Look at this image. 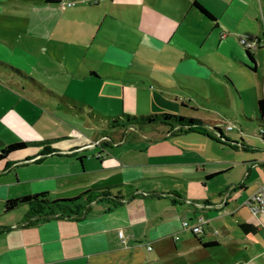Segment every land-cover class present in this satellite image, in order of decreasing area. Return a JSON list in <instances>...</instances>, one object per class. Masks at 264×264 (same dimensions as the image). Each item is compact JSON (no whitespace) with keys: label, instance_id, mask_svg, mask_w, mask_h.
<instances>
[{"label":"crops","instance_id":"1","mask_svg":"<svg viewBox=\"0 0 264 264\" xmlns=\"http://www.w3.org/2000/svg\"><path fill=\"white\" fill-rule=\"evenodd\" d=\"M110 1L118 6V15L134 27L137 40L130 54L134 61L124 59L121 50L114 48L107 51V61L120 68L142 63L150 72L135 68L121 78H107L91 71L90 77L104 80L108 99L126 102L135 90L137 98L149 95L160 106H178L181 102L182 107H188L190 102H197L199 108L215 111L235 108L244 121L256 123L264 142V124L257 119L258 102L264 99V0ZM196 1L215 21L194 6ZM5 3L14 0H0V4ZM243 38L253 45L243 44ZM11 67L0 59V69L9 71ZM24 73L18 75L36 83L38 87L33 89L38 95L59 109L84 119L87 126L120 129L124 134L114 142L100 143L102 149L96 155L99 165L87 170L92 178L85 182L79 176L87 173V155H81L77 142L44 148L39 155L36 151L52 141L45 140L46 145L24 152L30 153V159L13 161L23 150L0 163L6 164L0 170V264H264V213L255 215L247 205L264 185V161L261 169L257 163L247 166L243 180L245 169H235L237 164L209 172L203 169L204 174L193 185L185 176L191 169L186 166H199L205 160L200 151L186 144V137L238 149L212 136L213 127L226 122L203 119L210 122L205 128L211 135L199 130L171 133L169 126L161 125L111 129L103 121L116 115L86 103L79 105ZM41 114L0 86V150L33 131ZM253 115L254 119L247 117ZM62 134L53 141L70 137ZM85 147L86 152L93 146ZM76 156L74 163L71 158ZM233 169L236 176L227 177L224 191L207 186ZM161 179L187 185L181 192L176 185L164 190L140 184ZM22 182L29 184L31 192L18 187ZM99 187L109 188L108 197L90 203L79 218H50L25 225L27 207L8 213L4 210L11 198L41 192L55 195L52 199L70 198ZM17 210L22 211L15 213ZM199 219L201 233L183 226L185 220L198 223ZM243 224H251L255 230L247 231ZM251 231L256 236L248 234ZM210 243L216 245L206 246Z\"/></svg>","mask_w":264,"mask_h":264},{"label":"rangeland","instance_id":"2","mask_svg":"<svg viewBox=\"0 0 264 264\" xmlns=\"http://www.w3.org/2000/svg\"><path fill=\"white\" fill-rule=\"evenodd\" d=\"M44 2L47 0H14V3L0 4L1 60L23 70L24 74L36 81L49 84V87L56 89L79 105L89 104L105 114L120 116L122 114L171 113L226 122L219 127L222 134L215 133L212 136L232 146L235 145L238 147L236 150L231 146L217 145L216 142L202 140L203 138L195 140L192 137H186V144L194 146L191 150L200 151L205 159L199 166L184 165L186 168H191L185 175L186 178H191L189 181L191 185L198 182L197 178L202 177L203 169L209 172L217 167L237 164L235 169H245L241 180L247 174V166L257 163L256 165L261 169L260 163L264 161V142L259 132L260 129L255 122L244 121L240 115L236 114L235 108L215 111L210 108H199L200 105L197 102H190L188 107H182L181 102L178 106H160L155 105L153 98L150 99L149 95L144 94L137 98L138 94H135V90H132L126 102L122 98L108 99L102 86L104 80L90 77L91 71L107 78L108 76L121 78L125 76V73L135 72V68L150 72L149 67L142 63H131L129 67L120 68L107 61L106 55L109 48L121 50L124 59L134 61V58L130 57L137 40L134 27L118 15L120 10L116 4L113 5L110 0H99V3L97 0H61L57 6L46 5ZM68 2L74 4L68 6ZM7 70L10 72L0 69V86L19 95L24 103L29 102L35 111L42 113V118L33 128L34 130L13 143L52 140L46 147L36 151L41 155L48 147L54 148L60 144L77 142V146L82 147L79 151L81 155H87L84 161L85 171H87L96 169L99 165L96 155L102 149L100 143L114 142L121 139L124 134L120 129L110 131L90 127L89 124L87 126L84 119L72 116L59 109L54 102L42 94L38 95L33 89V87H38L36 83L17 73L13 74L10 69ZM247 117L254 119L255 115ZM227 125H232L233 130L228 128L227 130ZM200 131L211 135L206 128ZM62 133L70 137L64 141H53L63 136ZM86 145L93 147L85 152ZM27 150L18 153L20 155L17 154L18 156L13 161L30 159L31 157H28L30 153H24ZM77 157L71 160L75 163ZM243 162L249 163L244 164ZM5 166V163L0 164V170H3ZM77 166L82 173L80 164ZM235 169L221 178L210 181L207 186L217 188L215 190L219 192L224 191L227 187V177L236 176ZM81 175L79 177L83 178V182L92 178V172L89 171ZM140 184L159 186L165 188L164 190L170 185H176L181 192L187 185L186 182L168 179L154 182L142 181ZM18 187L22 188L23 192H31L28 183L22 182ZM51 198H55V195H51ZM19 211L22 210H17L15 213ZM191 223L194 224L192 221ZM248 234L256 236L252 231Z\"/></svg>","mask_w":264,"mask_h":264},{"label":"trees","instance_id":"3","mask_svg":"<svg viewBox=\"0 0 264 264\" xmlns=\"http://www.w3.org/2000/svg\"><path fill=\"white\" fill-rule=\"evenodd\" d=\"M47 3L60 4V0H47ZM194 6L199 9L208 18L215 21L214 16L201 6L197 1ZM251 61L254 60L251 57ZM255 68V67H253ZM15 73L23 75V70L11 67ZM257 119L264 124V99L258 102ZM108 128H122V129H139L142 127L150 126H169L172 130L171 133H182L188 131H200L210 122L203 119L194 117H187L183 115L171 113H152V114H123L103 121ZM214 133L222 134L219 127H213ZM48 141L39 142H16L3 147L0 150V163L6 162L9 157L17 152L23 151L28 148L44 146ZM15 166V164H14ZM109 188L99 187L88 189L78 196L70 198H57L52 199L48 192H41L36 194L24 195L16 198L8 199L5 202L4 210L6 213L14 211L15 209L25 206L28 208L26 214L25 225L33 224L41 220L50 218H79L87 211L90 203L102 200L108 197ZM245 230H255V226L251 224H243ZM216 243L206 244V246H214Z\"/></svg>","mask_w":264,"mask_h":264},{"label":"built area","instance_id":"4","mask_svg":"<svg viewBox=\"0 0 264 264\" xmlns=\"http://www.w3.org/2000/svg\"><path fill=\"white\" fill-rule=\"evenodd\" d=\"M74 3L73 2H68L67 5L68 6H72ZM241 42L245 45H253L252 43H249L247 38H243L241 40ZM256 42H254L255 44ZM227 128L229 130L233 129L232 125H228ZM264 134V130L262 131ZM247 205L250 208V210L252 211V213H254L255 215H259L264 213V185L262 187H260L258 189V191L247 201ZM201 219L198 220V223H194L192 224L189 220H185L183 221V226L185 228H189L191 229V231H193V233H201L203 232V227H202V223H201ZM119 236L121 237V239H125V235L123 233V231L119 232ZM151 248V247H150Z\"/></svg>","mask_w":264,"mask_h":264}]
</instances>
